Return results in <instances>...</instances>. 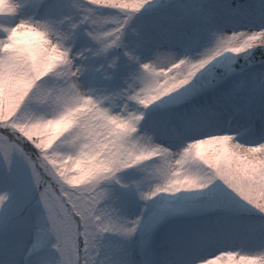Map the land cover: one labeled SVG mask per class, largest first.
Returning a JSON list of instances; mask_svg holds the SVG:
<instances>
[{"label": "snow or ice", "instance_id": "obj_1", "mask_svg": "<svg viewBox=\"0 0 264 264\" xmlns=\"http://www.w3.org/2000/svg\"><path fill=\"white\" fill-rule=\"evenodd\" d=\"M0 264H264V0H0Z\"/></svg>", "mask_w": 264, "mask_h": 264}]
</instances>
